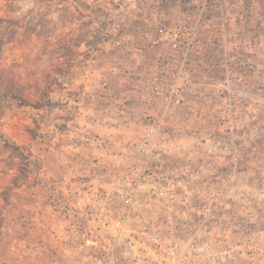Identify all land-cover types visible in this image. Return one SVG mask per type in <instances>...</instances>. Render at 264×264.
<instances>
[{
    "label": "rangeland",
    "instance_id": "obj_1",
    "mask_svg": "<svg viewBox=\"0 0 264 264\" xmlns=\"http://www.w3.org/2000/svg\"><path fill=\"white\" fill-rule=\"evenodd\" d=\"M174 30L180 31L181 45L190 44L184 64L171 47L169 34ZM170 60L178 63L173 66L176 72L182 68L187 74L174 82L184 95L180 105L163 114L161 136L173 138L177 133L171 123L183 120L192 142L187 151L196 157L179 162L167 155L164 167L196 172L190 180L193 188L204 189L206 201L196 214V199L202 195L186 188L189 208L175 206L172 219L179 222L185 216L194 222L205 214L211 221V191L224 178L217 172L231 165L244 168L242 159L229 165L214 157L232 152L250 155L251 224L246 223V232L254 236L263 231L264 0H0V233L2 211L20 185L44 187L45 200L53 202V192L63 196L61 189L71 184L109 179L98 150L112 151L111 143L89 142L82 138L89 130L73 127L77 119L98 118L96 111L83 109L89 105L90 90H98L101 76L119 66L118 79L108 82L112 90L149 91L154 76H160L156 70ZM152 68L156 70L150 76ZM156 103L158 110L143 111L136 119L142 127L161 117V104ZM131 142L121 143L119 161L124 163ZM70 153L76 159L71 170L75 175L69 179L63 170L55 181V157L66 159ZM225 180L221 187L226 198ZM181 188L177 185V192ZM20 194L15 191L13 200L19 202ZM214 214H223L222 222L230 219L224 208ZM203 229L204 234L212 232L208 223ZM220 229L228 231L229 226ZM4 244L0 239V264Z\"/></svg>",
    "mask_w": 264,
    "mask_h": 264
},
{
    "label": "crops",
    "instance_id": "obj_2",
    "mask_svg": "<svg viewBox=\"0 0 264 264\" xmlns=\"http://www.w3.org/2000/svg\"><path fill=\"white\" fill-rule=\"evenodd\" d=\"M131 57H133L134 60L138 58L135 54ZM149 64L150 63L147 64V68H150ZM175 65H178V63L175 64L173 60L161 63L158 69L156 65L157 70L152 68L153 70L150 76L156 70V73L161 74V78L167 77L173 82L176 81L174 78H177V81H179V79H182L179 73L182 69L176 72L178 71L177 68H173ZM120 71L121 67L114 66L111 72L109 71L107 74L101 76L103 84L100 88L94 92L90 90L87 96L89 98V105L85 106L83 109H86L90 113H92V111H98L99 114L96 112L94 113V116L98 117L97 120L94 118L85 120L77 119L73 126L74 129H78L81 125L84 126L86 130H89L87 131V136L82 137L87 141L93 139L92 141L101 140L102 142H106V144L111 143L110 147H113L112 151L102 148L98 150L99 160L103 163V166L105 165V172L108 173L114 169L124 167L118 159V155H122L121 143L125 141L134 142L137 134L141 132L142 126L140 123L138 124L136 122L139 114L143 113V111L158 110V104L156 103L154 105V101L148 97L147 89L124 88V90L120 91L112 90L108 82L112 80V77H117L118 79ZM161 71H164L165 75L162 74ZM174 72H176L175 75H169ZM91 75H93V73H90V76ZM142 75H144V72ZM148 77L145 79H148ZM185 96L187 95L185 94ZM188 106L192 107L187 104L186 107L188 109ZM186 125L187 124L183 120H175L171 123V128L176 130L175 132L177 134L175 136L178 137L174 136L170 138V156L178 157L177 159L179 162L189 161V159L192 161V159L196 157L195 154L193 155L191 152L187 151L192 142L184 132ZM69 132H72L71 129H69ZM177 143L178 146L176 147ZM184 147L186 148L185 150L183 149ZM178 151H181V153ZM93 153H96V151L94 150ZM179 157H181V159H179ZM214 157L217 158L218 161H228V164L230 161L240 162L241 159L243 161L244 168L242 170L238 168L235 169L234 167L232 168L231 165V168H227L225 172L221 170L218 171L216 176H224V178L220 183L218 182L217 187H213L211 191L210 205L214 213H216V210L219 208H224L229 214L230 219L227 218L229 221L226 219L228 221L227 223L222 222L221 220L224 217L223 214L219 215L213 212L210 218L211 221H209L205 214L202 217L198 216L197 220L194 222L188 219V217L181 216L179 219L180 227L185 230V235L188 236L194 231L193 234L195 236L203 241L211 243L210 246L212 248L213 257L216 260H205L201 264H241L242 261L243 264H250L251 262L252 264H264V226L263 231L254 236L247 233L245 227L246 223L251 224V214L249 212L251 208L250 195L252 180L251 167L249 164L250 155L247 157L246 154L242 156L230 152L227 155L215 154ZM75 160L72 153H70L66 159L56 156L55 162L57 164L53 169V179L55 181L60 180L58 174L63 170L67 171L69 179L70 175H75L74 172L76 171L71 172V170L76 167ZM246 163H248L247 166ZM181 171L184 172L183 178L185 179L187 193L195 190L202 195V198L199 197L200 200L196 197L197 201L194 206L197 211L196 214L200 213V211H203L206 203V201L203 200L205 191L202 187L198 189L193 188V180H190V177H193L196 172L190 171L184 166L183 168L181 167ZM55 173L57 175H55ZM224 180L225 183L227 182V184H229L226 189V198L222 195L223 188L221 187ZM55 187L57 190L60 188V186ZM44 190V187H32L26 184L20 185L13 191L11 198H9V201L5 205L1 214L3 227L0 233V239L5 242L3 246L5 247L4 252L2 251L3 254H1L3 255L2 259H4V264H84L83 260L90 257V245H81L79 241L72 236V233L67 237L58 229L57 220L55 219L56 213L52 201L45 200ZM15 191L16 193H21L19 202L14 201L12 198ZM38 192L42 195L40 196ZM207 194L209 193L207 192ZM229 194H231V196ZM186 207L188 209L189 205H186ZM242 210L243 214L241 212ZM246 214L248 216L247 220ZM206 223L211 226L212 232L209 234H204L203 226ZM221 225L229 226V230L222 231L220 229ZM191 226L194 228H191ZM183 229L179 231L180 236L184 234ZM255 256H258L260 261H252ZM81 258L83 259L79 260Z\"/></svg>",
    "mask_w": 264,
    "mask_h": 264
},
{
    "label": "built area",
    "instance_id": "obj_3",
    "mask_svg": "<svg viewBox=\"0 0 264 264\" xmlns=\"http://www.w3.org/2000/svg\"><path fill=\"white\" fill-rule=\"evenodd\" d=\"M169 36L184 64L190 44L181 45L179 30ZM174 82L154 76L147 94L160 102L162 115L144 124L140 137L124 155L123 168L109 173L104 170L108 180L93 177L84 184L62 188L63 196L53 192L58 229L67 237L72 233L81 245H90L91 255L84 264H201L216 260L211 243L193 233L185 235L180 222L171 217L175 206L187 205L183 173L164 167L165 157L170 156V139L161 136L163 114L182 103L184 91ZM177 185L182 186L181 193Z\"/></svg>",
    "mask_w": 264,
    "mask_h": 264
}]
</instances>
